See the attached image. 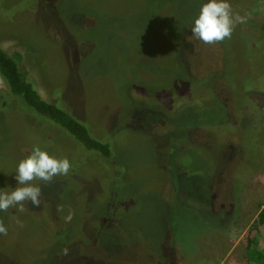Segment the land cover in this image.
<instances>
[{
    "label": "rangeland",
    "instance_id": "obj_1",
    "mask_svg": "<svg viewBox=\"0 0 264 264\" xmlns=\"http://www.w3.org/2000/svg\"><path fill=\"white\" fill-rule=\"evenodd\" d=\"M203 2L0 0L2 49L118 162L84 156L0 78V188L34 146L72 165L31 182L39 206L0 212V264L248 263L264 206V0H229L245 22L212 44L191 33Z\"/></svg>",
    "mask_w": 264,
    "mask_h": 264
},
{
    "label": "clouds",
    "instance_id": "obj_2",
    "mask_svg": "<svg viewBox=\"0 0 264 264\" xmlns=\"http://www.w3.org/2000/svg\"><path fill=\"white\" fill-rule=\"evenodd\" d=\"M244 22V17L233 13L229 0H204L192 23L191 33L196 39L212 44L230 37L235 25ZM71 167L66 157L56 158L39 146H34L30 154L17 165L13 177L17 186L10 192L0 188V212L9 208H16L22 212L23 201H31L33 206H39L42 190L39 185L31 182L33 180L47 182L56 176L68 175ZM17 223L23 227L22 222ZM7 232V227L0 222V235H7Z\"/></svg>",
    "mask_w": 264,
    "mask_h": 264
},
{
    "label": "trees",
    "instance_id": "obj_3",
    "mask_svg": "<svg viewBox=\"0 0 264 264\" xmlns=\"http://www.w3.org/2000/svg\"><path fill=\"white\" fill-rule=\"evenodd\" d=\"M20 61L18 53L9 54L0 46V78L6 87L8 97L16 98L21 105L25 106L24 108L31 110L30 114L41 120L42 123L51 124L59 129L66 138H69L77 148L81 149L84 156L94 155L106 167H108L107 162L118 165L111 141L94 137L86 124L72 116L58 103L44 100L21 69L18 64ZM261 226L264 227V206L247 236V264H264V246L259 250L256 244L257 239H255L259 235L258 227Z\"/></svg>",
    "mask_w": 264,
    "mask_h": 264
}]
</instances>
